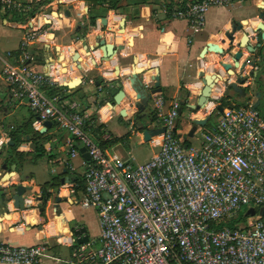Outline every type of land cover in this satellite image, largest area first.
Here are the masks:
<instances>
[{"label":"crops","instance_id":"obj_1","mask_svg":"<svg viewBox=\"0 0 264 264\" xmlns=\"http://www.w3.org/2000/svg\"><path fill=\"white\" fill-rule=\"evenodd\" d=\"M47 1L33 19L24 23L14 20L15 15L0 10V54L17 52L29 30L38 32V38L31 46L33 71L60 80L59 86L64 87L59 96L61 104L80 110L90 127H98L103 138L112 141L106 149L112 157L142 165L157 155L162 138L154 136L146 141L144 132L160 128L162 116L174 103L183 102L185 98L187 104L196 103L204 87L203 72L218 73L222 79L215 84L211 102L204 110L197 113L189 109L182 111L178 124L184 135L191 133L194 120L207 117L220 96L256 104L259 92L261 101L264 99L262 0L210 8L206 14V26L199 33H193L185 20L166 17L159 0L143 4L135 0H119L117 10L111 9L108 3ZM238 23L243 29L234 34L235 40L231 42L225 34ZM246 34L252 46L261 45L254 53L239 46ZM99 38L116 48L110 59H105V52L96 48ZM210 43L218 44L225 54L204 53ZM230 51L243 53L236 64H231L234 75L225 71V65L231 63ZM48 57L54 63L46 72ZM246 60L255 62V66L247 64L243 72L250 74L257 69L258 72L248 94L241 96L240 92L230 89L224 79H234ZM3 68L0 60V145L4 146L0 156V243L16 247L44 244L46 250L38 264H69L73 245L77 244L71 228H86L91 241L102 234L95 209L81 208L60 196L63 199L61 217L67 231L61 230L60 218L53 209L59 188L76 184L71 181V175L84 178L87 160L80 153L82 146L55 123L45 133L36 135L44 129L43 123L38 119L33 121L34 114L28 105L14 98L3 79ZM136 68L142 71L139 78L148 93L154 88L153 77L156 75L162 88L161 93L152 95L143 111L138 107L133 88ZM120 91L124 95L117 103L115 97ZM158 101H162L160 107ZM88 133L91 135V131ZM44 137L48 138L47 142L37 144ZM10 141L16 142L15 147L8 146ZM33 144L37 145L36 149ZM72 145L78 147V153L73 156L70 154ZM143 146L149 147L148 154L141 153ZM3 164H8L9 168L15 164L16 169L4 171L1 169ZM53 178H59V187L46 186ZM17 185L32 187L25 195L28 206L25 210L15 208ZM46 188L53 192V197L46 213L41 214L39 208L42 204L36 198L43 196ZM83 195L84 191L76 187V196L81 198Z\"/></svg>","mask_w":264,"mask_h":264},{"label":"built area","instance_id":"obj_2","mask_svg":"<svg viewBox=\"0 0 264 264\" xmlns=\"http://www.w3.org/2000/svg\"><path fill=\"white\" fill-rule=\"evenodd\" d=\"M244 1L174 0L171 18L185 20L193 33H199L210 8ZM31 3L0 0V10L24 14ZM164 12L168 13L166 7ZM37 33L27 32L18 55L0 54L2 75L14 98L25 102L41 123H57L89 153L84 195L78 198L77 185L71 184L61 186L58 196L95 209L102 234L97 240L74 244L69 264H264V216L247 215L250 209L264 207V116L258 108L231 99L223 106L220 96L207 114V123L218 117L216 125L205 128L200 144L193 145L192 137L180 133L176 102L161 118L160 128L166 131L159 135L157 155L142 165L112 157L85 130L87 118L80 110L62 105L61 97L45 95L43 88L59 86L60 80L31 67ZM257 72H243L244 88L254 84ZM237 79L234 76L226 84ZM157 103L160 107L162 101ZM70 149L72 156L78 153L77 146ZM243 211L246 224L224 225ZM45 250L44 244L0 243V263L38 264Z\"/></svg>","mask_w":264,"mask_h":264},{"label":"water","instance_id":"obj_3","mask_svg":"<svg viewBox=\"0 0 264 264\" xmlns=\"http://www.w3.org/2000/svg\"><path fill=\"white\" fill-rule=\"evenodd\" d=\"M261 19H264V14H261ZM261 28H263V25L261 26ZM243 29V25L238 23L233 27V30L231 32H227L225 34V36L231 41L234 42L235 40V36L234 34L237 31H241ZM250 37L246 34L245 36H243V38L240 40L239 42V46L241 48H247V50L250 53H254L256 51V48L260 47L261 45L258 44L257 46H252L249 43ZM96 48H100L105 52V59H110L113 56V53L115 51V47L112 46L111 44H107L106 40L99 38L98 42L96 44ZM205 52H209V53H215V54H220V55H224L225 51L218 45L215 43H210L208 44V46L206 47ZM229 55L231 56V63L230 64H226L225 65V71L226 72H230V74L234 75V71L231 70L232 65L231 64H236L242 57H243V53L242 52H238V53H233V52H229ZM47 66L45 68L46 72H48L49 70V66L51 64L54 63V60L51 57L47 58ZM255 66V62L253 61H249L246 60L244 63H242L241 65V71L238 72L237 75L238 79L236 82L234 83H230L229 88L233 89L237 92H241L243 89H241L240 85H243L245 83V79L241 77V75L243 74V70L245 69L246 65ZM141 69L136 68L135 73L133 75V88L136 92L137 95V100H138V107L141 111L145 110V108L148 106V103L152 97L153 94H157V93H161L162 92V88L160 86V78L158 75L153 77V80L155 81L154 84V88L151 90L150 93H148L144 88H143V83L139 78V75L141 74ZM201 77L204 78V87L201 89V92L199 94V97L197 98V101L195 104H187V108L189 110H191L193 113H197L200 112L202 110H204L207 105L209 104V102H211V93L213 88L215 87V84H217L218 81H221L222 77L220 74L216 73V74H205L204 72L201 74ZM229 77H227L226 79H224V83H227ZM75 84V83H73ZM72 84V85H73ZM69 86V85H66ZM74 86V85H73ZM124 92L120 91L116 97H115V102H120L121 98L123 97ZM257 98L258 101L256 104H254V109H257L261 103V94L258 92L257 93ZM183 104V102H182ZM219 111H222V107L219 106L218 107ZM182 114V111H180V115ZM38 120L40 121V119L38 118ZM209 120V117L204 118V120H194V127L193 130L191 131V133L189 134V137H193L195 132L197 131V129L199 127L204 128L207 124ZM53 126V122L50 120L44 121L43 122V127L44 129L42 131L39 132V134H43L45 133L47 130H49L51 127ZM166 131L165 127H161V128H157V129H152V130H146L144 132V136H145V140L148 141L151 137L154 136H159L161 134H163ZM16 142L15 141H10L8 143V146L11 147H15ZM3 145H0V156L3 155ZM37 145L33 144V148L36 149ZM80 153L83 155V157L88 161L90 160V156L89 153L87 151V148L85 146H82L80 149ZM9 157H13L12 155ZM1 169L4 171H8V170H15L16 169V165L14 164L11 168H9L8 164H3L1 166ZM69 178L67 179V183H69ZM64 181L62 180V185H64ZM32 190V187H25L23 185H17L15 187V194H16V201H15V208L17 210H25L28 206H26V200H25V195ZM53 197V192L50 191V189L46 188V193L43 196H39L36 198V201L41 202L40 204H42V207L39 208V213H46L47 211V207L49 205V202L51 200V198ZM63 202V199L60 196H57L54 201H53V209H55L54 213L57 216H61L63 214V211L61 209V203ZM261 215L264 216V207L260 208L259 210L256 209H250L247 212L248 216H255V215ZM71 235L75 238V241L77 244H83L86 243L90 240L89 235L87 234V229L84 227H79V228H71Z\"/></svg>","mask_w":264,"mask_h":264},{"label":"trees","instance_id":"obj_4","mask_svg":"<svg viewBox=\"0 0 264 264\" xmlns=\"http://www.w3.org/2000/svg\"><path fill=\"white\" fill-rule=\"evenodd\" d=\"M82 1H86L89 3H93V4H97V3H108L109 7L113 10H117L118 9V4H119V0H109V1H105V0H82ZM138 4H143V3H147L151 0H135ZM158 1V0H155ZM162 2V6L166 7L168 9V13L166 14V17L171 18V13L173 10V6H174V0H159ZM46 2H48L47 0L45 1H33L31 3V10L27 13H20V14H15L14 16V20L20 22V23H24V22H28L30 19L34 18L38 12L40 7L45 4ZM15 55H18V51L17 52H13ZM102 83V82H101ZM64 87L61 86H46L45 88H43V91L45 93V95L49 98H54V97H59L61 95V92L63 91ZM249 89L248 88H243L242 92H241V96H245L248 94ZM264 93V91H263ZM228 99L230 100H235L231 97H226L224 96L222 98V104L223 106H225L226 104H228ZM246 99L247 96H246ZM247 101H243L241 103H239V105H247ZM187 99L185 98L182 102H180V111L183 110H187ZM258 111L264 116V99H262L259 107H258ZM35 119H38L37 116L34 115L33 117V121ZM154 119V118H153ZM57 124V123H55ZM179 127V124H178ZM85 130L87 132L91 131V136H94L93 139L100 145V147L103 150H106L110 145L111 142L109 139H104L103 136L100 133L99 128L97 127L96 129H93L92 127H90V124L88 123V121H86V125H85ZM36 135H39V133L37 132ZM48 138L44 137L43 139H41L39 143H45L47 142ZM71 181H74V183L77 184V189L78 190H83L84 191V178H80L78 175L72 174L71 175ZM49 184H51L53 187H59V178H53L51 183H48L46 186L48 187ZM247 222V215L246 213L243 211L241 212L236 218L226 222L224 225L230 228H236L239 225H244Z\"/></svg>","mask_w":264,"mask_h":264},{"label":"rangeland","instance_id":"obj_5","mask_svg":"<svg viewBox=\"0 0 264 264\" xmlns=\"http://www.w3.org/2000/svg\"><path fill=\"white\" fill-rule=\"evenodd\" d=\"M217 121H218V117L214 115L210 119L208 125L206 126V129H208V128L214 126V125H216ZM180 130H181V128H180ZM203 131H204L203 128H198V130L195 132L194 136L192 138H190V142L193 143V145H199L200 144V142L202 140V136H203ZM180 133H181V131H180ZM182 135L183 136H186L187 134L186 135L182 134ZM148 148H149L148 146H143L141 148V153L143 155L148 154L149 153ZM79 207L84 208L82 206H79ZM90 215L93 216V219L95 220V216L93 215V213L90 212Z\"/></svg>","mask_w":264,"mask_h":264},{"label":"bare ground","instance_id":"obj_6","mask_svg":"<svg viewBox=\"0 0 264 264\" xmlns=\"http://www.w3.org/2000/svg\"><path fill=\"white\" fill-rule=\"evenodd\" d=\"M201 120H204V119H201ZM59 218H60V228H61V230L62 231H67V229L65 228V226H64V221H63V219H62V217L61 216H58Z\"/></svg>","mask_w":264,"mask_h":264}]
</instances>
